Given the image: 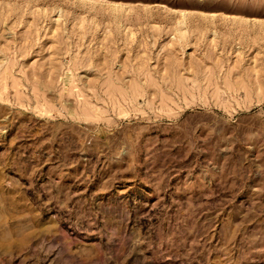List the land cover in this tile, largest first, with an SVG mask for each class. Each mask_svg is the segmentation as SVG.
Segmentation results:
<instances>
[{"label":"rangeland","instance_id":"1","mask_svg":"<svg viewBox=\"0 0 264 264\" xmlns=\"http://www.w3.org/2000/svg\"><path fill=\"white\" fill-rule=\"evenodd\" d=\"M0 264H264V0H0Z\"/></svg>","mask_w":264,"mask_h":264},{"label":"bare ground","instance_id":"2","mask_svg":"<svg viewBox=\"0 0 264 264\" xmlns=\"http://www.w3.org/2000/svg\"><path fill=\"white\" fill-rule=\"evenodd\" d=\"M182 32V31H181ZM134 99V98H133Z\"/></svg>","mask_w":264,"mask_h":264}]
</instances>
